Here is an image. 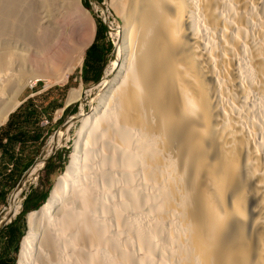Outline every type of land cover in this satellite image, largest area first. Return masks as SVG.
Returning <instances> with one entry per match:
<instances>
[{
	"label": "bare ground",
	"instance_id": "6f19581e",
	"mask_svg": "<svg viewBox=\"0 0 264 264\" xmlns=\"http://www.w3.org/2000/svg\"><path fill=\"white\" fill-rule=\"evenodd\" d=\"M68 1L0 0V126L25 86L48 76L35 59L39 38ZM127 7L128 23L110 28L119 43L98 105L78 115L71 162L28 213L18 264H82L86 244L99 245L85 253L91 264H264V0ZM90 43L76 45L77 62ZM82 96L73 88L68 103ZM59 132L10 195L0 224L55 154Z\"/></svg>",
	"mask_w": 264,
	"mask_h": 264
},
{
	"label": "rangeland",
	"instance_id": "374dc122",
	"mask_svg": "<svg viewBox=\"0 0 264 264\" xmlns=\"http://www.w3.org/2000/svg\"><path fill=\"white\" fill-rule=\"evenodd\" d=\"M76 1L77 0H73V1L69 0L68 1V3H70L71 7H69L68 9L65 10L66 13H64V15L61 16V19L59 21H56V22L54 21L55 25H53L54 24V23H52L53 21L51 22L52 25L50 23L47 24L49 27L46 26V28L48 30L50 29L52 31H50V33L48 35L44 34V36H43V34H42L41 35L42 37L39 38V39H41L40 40L41 43L42 44L44 43L43 45H41L43 47L42 53L37 56L38 58L36 57L35 54H33V56L36 57L35 59L42 62L41 65L44 68V70H47L48 76L39 78L37 81H35L33 83L29 82L30 84L28 83L25 86L24 90L19 95V100L21 102L23 100V98L28 93L34 92V96H32L31 98L33 99V104L40 105L42 107V113H44L42 121L46 120V118L48 116L47 112L50 111V102L52 100L58 99V104L62 103L63 105L66 104L67 106L69 105L70 107L75 106V111L69 112L64 117H62V115H63L62 106L58 107V109L54 111V113L51 115V120L49 122L50 124L48 125V126L52 127V130L55 127L59 126L61 123H63L65 120H67L76 111L79 112L78 115L82 112H91L98 105L99 98L97 96H99L101 93V90H100L101 87L100 86L103 82V79H100L99 81L92 83L88 86H87V84H85L81 81L79 74L77 75V70L79 69V66L81 65L82 61L77 62L79 59L78 58L79 56L76 54V51H75L76 45H79V43L81 44V43H86V42H92V40L89 39V38H93V36H92L93 35V24L92 23L95 24V32L97 31L98 22L100 24H103L104 36H105V40H106L105 44H107L108 48H109V53L107 55V61H106L105 68H104V70H105L104 71V77H105V73H106V75L108 73V65L114 59V50H116L117 44L119 43V41H118L119 39H118L117 35H112L111 34L112 29H110V28H117V27L122 28L126 23H128V20H127V14H128L127 9L129 7V6L127 7L128 0H120V2H118L115 5H113L111 0H86L89 7H86L84 5V0H80L81 5L89 11L90 15L86 14L82 7L78 8V2H76ZM102 4H104V6H102ZM124 8H126V9H124ZM103 10H104V13H103ZM105 10H106V12H105ZM124 10H125V12H124ZM105 13H106L107 18L105 17ZM109 15L111 18L108 17ZM104 20H106V21H104ZM57 23H60L59 25L62 27H60ZM62 23H63V25H62ZM91 25H92V27H91ZM56 27L57 28L59 27V28L57 29ZM53 28H55L54 30L57 29L56 30L57 32H55L53 30ZM61 28L63 29V31ZM60 30H61V33H60ZM94 35H95V33H94ZM105 47H106V45H105ZM23 51L28 52V50H23ZM40 55H41V57H39ZM83 57H84V53H83ZM75 62H77V64H75ZM45 63H47L46 65H48V68H47V66L44 65ZM68 68H70L71 71L68 74V76L66 77L67 79L61 80L60 76L62 75V73L67 71ZM59 69H61V70H59ZM29 77H31L30 79H32L33 73H30ZM96 83H97V85H93ZM31 84H32V86H31ZM65 84H68L67 89H62V86H64ZM49 86H55V90H52V92L50 94L44 95V94H46L45 90H47L49 88ZM73 88L81 89L83 92V96L81 98H78V99L68 103V97H69L70 91ZM47 124L48 123H46L45 126H47ZM80 126H81V123H80V120L78 119L74 125H72L71 127L59 132V134H58V140L59 141H57L58 145H57V149H56L55 153L57 155V158H58L59 153L62 154V157H65L64 154L65 155L67 154V160L64 162V167H60V165H59L60 160L58 159V162L56 165L50 166L52 168V170L47 172L45 170V167H42L37 172V174L33 177L31 176V178L29 180H27V178H28V176H27L25 179V180H27V182H26V186H25V190H24L26 195L31 193L32 190H37L38 192L43 190V191L47 192V198L46 199L48 200L50 198L51 191H52L55 183L57 182V179L65 172V170L67 169V166L71 162L72 155H73L74 150H75V141L77 139V136H78L77 133L79 131ZM51 131H50V133H51ZM50 133L47 135L45 141L42 144L41 152L46 150V148L48 146ZM96 147L101 149L100 145L96 146ZM65 150L67 152H65ZM41 155H40V157H41ZM54 156H55V154L51 157V159L54 158ZM90 176L92 177V175H90ZM103 190H104V188L101 186L100 191L102 192ZM13 191H12V193H13ZM47 200H45V202ZM8 204H9V200H8ZM6 206H4L1 209L0 214L4 212V209L6 208ZM40 208H41V206L38 209H40ZM32 210H29V211H32ZM34 210H36V209H34ZM29 211H27L24 214L23 219L21 220L22 226L21 225L18 226V230L15 233V238L13 239L14 241H13L12 245H13V247H15V245L17 244L18 252L12 251L13 247H12V245L11 246L9 245L8 254H9V256H12V258L13 257L15 258L14 264H16V263L18 264V262H19V259H20L19 254H21L22 241H23V239L26 236V233L28 231L27 214L29 213ZM99 216L101 217V219H105L106 217H108L107 220H102V223H107V225L110 227L112 218L109 217L108 214L104 215L103 212H101L99 214ZM127 218L131 219V215L129 214L126 217V220H127ZM111 227H112V231H111V234H110V232H109V234L114 239L116 237L117 232H118V228H115L113 226H111ZM20 234H21V236H20ZM124 245L125 246L128 245L126 241H124ZM0 246H2L1 242H0ZM98 246H99L98 244L95 246L86 244L82 248V254L79 256L80 258H82V264H91V262L87 259L85 253L98 250ZM109 247H111V246L109 245ZM108 248H105V250L109 251ZM19 250H20V252H19ZM70 256H72V254H70ZM53 260L54 259L48 260L47 264H63L62 261L60 263H57L56 261L54 263H52ZM69 260L70 259L66 260L67 264H75L76 263L75 262L76 259H72L70 262H69ZM95 264H103V261H100L99 263H95Z\"/></svg>",
	"mask_w": 264,
	"mask_h": 264
},
{
	"label": "trees",
	"instance_id": "16d2710c",
	"mask_svg": "<svg viewBox=\"0 0 264 264\" xmlns=\"http://www.w3.org/2000/svg\"><path fill=\"white\" fill-rule=\"evenodd\" d=\"M84 5L86 7H89L86 0H84ZM103 39L105 40L104 36V27L103 24H100L98 22L97 25V31H96V37L97 39ZM105 48H97L95 43H92L90 47L86 50L85 60H84V69L85 65L89 63V70L94 72L95 70L99 69V63L100 61H103V64L106 63L107 58L105 57L109 53L108 45L105 44ZM89 51H92V58H89ZM99 77V76H97ZM68 84H65L62 86V89H67ZM62 103L58 104V107H61ZM54 107V106H53ZM52 108V107H51ZM75 106L73 107H66L63 110L62 117L66 116L69 112H74ZM42 115V107L40 105L33 104V100L29 99L26 102L19 105L15 111L10 113L8 120L5 125L0 127V150L2 152V155L8 157L10 160L13 161L14 170L18 167V165L21 163L22 160V152H15V145L17 143L25 144L26 142H31L32 144H35V148L32 149L29 155H25L26 161L21 164L22 169L14 172V178L12 179V184L7 189L8 191L12 188L13 184L17 180L18 176L21 174V172L28 167L34 159L37 157L40 147L42 146L43 142L45 141L47 135L52 130L51 126H48L51 120V115L48 114L46 120H48L47 126L42 125L41 122L43 120ZM58 124V123H57ZM65 152H67L65 150ZM65 157H62V154L59 153L58 159L60 160V167H64V162L67 160V154ZM54 158L50 159L49 162H51ZM45 170L48 172L52 170L51 167H45ZM13 172V169L11 170ZM47 198V192L46 191H40L32 190L31 193H29L24 201V207L20 215L5 229V232L9 235V238L11 241H14L15 233L18 230V226H22L21 220L23 219L24 214L29 210L38 209L42 204L45 202ZM0 200L4 203L6 201V193L1 194ZM30 212V211H29ZM28 216V214H27ZM2 232H0L1 234ZM21 236V234H20ZM14 252H18V246L15 245ZM20 252V250H19ZM15 258L13 257L8 264H14ZM18 261V260H17ZM17 264V263H16Z\"/></svg>",
	"mask_w": 264,
	"mask_h": 264
},
{
	"label": "crops",
	"instance_id": "0c3cea01",
	"mask_svg": "<svg viewBox=\"0 0 264 264\" xmlns=\"http://www.w3.org/2000/svg\"><path fill=\"white\" fill-rule=\"evenodd\" d=\"M95 37H96V32H95V35L93 36V39H92V42L90 43V45L92 43H95L96 47L97 48H105V41L106 40H103V39H97L95 40ZM90 45L85 49L84 51V57L82 59V62H81V65L79 66V69L77 70V75L79 74V77L81 79V81L85 84H88L90 82H93L95 80H98L100 79L103 75H104V68H105V64H103V61H100L99 63V69L98 70H95L94 72L90 71L89 70V65H90V60H89V63H87V65H85V69L83 67L84 65V60H85V53H86V50L90 47ZM92 51H89V58L91 59L92 58ZM107 58V55L105 56ZM107 61V60H106ZM76 75V76H77ZM99 76V77H97ZM99 81V80H98ZM97 82V81H96ZM95 83V82H94ZM94 85V84H93ZM32 86V85H31ZM47 89V88H46ZM52 90H55V86H49V88L46 91V94L44 95H47V94H50L52 92ZM34 96V92H30L28 93L24 98L23 100L20 102L19 105H21L22 103L26 102L27 100L29 99H32L31 97ZM33 100V99H32ZM18 105V106H19ZM66 105V104H65ZM62 104V111L68 107L67 105L65 106ZM17 106V107H18ZM54 106V107H53ZM52 107V108H51ZM58 109V99H55V100H52L50 102V111L47 112L49 115H52L54 113L55 110ZM16 110V109H15ZM14 110V111H15ZM42 115H44V113H42ZM8 120V119H7ZM6 120V122H7ZM6 122L3 124L5 125ZM2 125V126H3ZM1 127V126H0ZM35 144H32L30 141L29 142H26L25 144H21V143H17L15 145V152H19L21 151L22 152V160L21 163L18 165V167L16 168V170H14V166H13V161L10 160L8 157L2 155V152L0 150V196L1 194H5L6 193V201L3 203L1 200H0V211L1 209L6 206L8 204V200H9V197L12 193V191L15 189L16 187V184L19 180V178L21 177L22 173L31 165H29L28 167H26L22 172L21 174L18 176L17 180L15 181V183L13 184L12 188L8 191L7 193V189L9 188V186L12 184V179L11 178H14V172L15 171H18V170H21L22 167H21V164L23 165V163L26 161L25 159V155H29L30 152L32 151L33 148H35ZM41 148L42 146L40 147V151L37 155V157L41 154ZM36 157V158H37ZM35 158V159H36ZM34 159V160H35ZM13 169V172H11V170ZM10 225V224H9ZM7 225V226H9ZM4 227L0 230V232H2L0 234V242L2 243V246H0V264H8V262L12 259V256H9L8 252H9V245L11 246L13 244V241L10 240L9 238V235L7 234V232H5V229L7 228ZM17 245V244H16ZM13 247V245H12ZM14 248L12 249V251H14Z\"/></svg>",
	"mask_w": 264,
	"mask_h": 264
},
{
	"label": "water",
	"instance_id": "95a60500",
	"mask_svg": "<svg viewBox=\"0 0 264 264\" xmlns=\"http://www.w3.org/2000/svg\"><path fill=\"white\" fill-rule=\"evenodd\" d=\"M104 5V4H103ZM103 14V13H102ZM104 15V14H103ZM108 17H110V15L108 16ZM111 18V17H110ZM103 77H104V75L100 78V79H103ZM100 79H98V80H100ZM98 80H95V81H93V82H90V83H88L87 84V86L88 85H90V84H92V83H94V82H96V81H98ZM66 106V105H65ZM17 108V107H16ZM15 108V109H16ZM14 109V110H15ZM13 110V111H14ZM78 113L79 112H75V113H73L67 120H65L63 123H61L59 126H57V127H55L52 131H51V133H50V138H54L55 136H56V134H57V132L58 131H62V130H65V129H67V128H69V127H71L72 125H74L75 124V122L78 120ZM57 149V148H56ZM56 149H55V151L54 152H56ZM41 154H42V152H41ZM40 154V155H41ZM40 155L32 162V164L22 173V175H21V177L19 178V180H18V182H17V184H16V187H17V185L19 184V182H20V180L21 179H23L25 176H26V174L29 172V170H31L33 167H35V165H36V163H37V161H38V159H40L39 157H40ZM57 162H58V158H57V155H56V153H55V156H54V160H52L51 162H46V163H44V165L42 166V167H50V166H54V165H56L57 164ZM15 187V188H16ZM24 190H25V188H24ZM24 190L21 192V194H20V201H19V208H18V211H17V213L13 216V217H11V219L8 221V222H5L4 224H0V230L2 229V228H4V227H6L7 225H9V224H11L19 215H20V213L22 212V210H23V207H24V201H25V199H26V197H27V195L25 194V192H24ZM2 214V213H1ZM0 214V218L4 215H1ZM3 219V217L0 219V220H2Z\"/></svg>",
	"mask_w": 264,
	"mask_h": 264
},
{
	"label": "built area",
	"instance_id": "2783aa9c",
	"mask_svg": "<svg viewBox=\"0 0 264 264\" xmlns=\"http://www.w3.org/2000/svg\"><path fill=\"white\" fill-rule=\"evenodd\" d=\"M46 123H48V120H44L41 122L42 125H46Z\"/></svg>",
	"mask_w": 264,
	"mask_h": 264
}]
</instances>
